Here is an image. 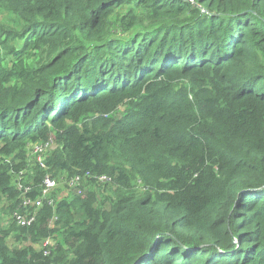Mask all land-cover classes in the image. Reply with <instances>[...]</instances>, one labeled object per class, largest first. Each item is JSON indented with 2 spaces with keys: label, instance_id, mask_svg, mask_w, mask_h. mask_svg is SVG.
I'll list each match as a JSON object with an SVG mask.
<instances>
[{
  "label": "trees",
  "instance_id": "obj_1",
  "mask_svg": "<svg viewBox=\"0 0 264 264\" xmlns=\"http://www.w3.org/2000/svg\"><path fill=\"white\" fill-rule=\"evenodd\" d=\"M46 175L0 264H264V0H0L1 213Z\"/></svg>",
  "mask_w": 264,
  "mask_h": 264
},
{
  "label": "built area",
  "instance_id": "obj_2",
  "mask_svg": "<svg viewBox=\"0 0 264 264\" xmlns=\"http://www.w3.org/2000/svg\"><path fill=\"white\" fill-rule=\"evenodd\" d=\"M57 149V144L54 143L53 140L47 141L42 144H36L35 145V152L33 155H35L38 158V164L41 168L47 169L46 160L48 156ZM87 179H91L96 181L99 184H107L110 183V178L106 175H96L92 176L90 174L86 175ZM81 183V177L77 176L72 178L69 183L67 184L69 189H76L80 187ZM58 182L54 178H52L50 175H46L43 182L41 183V194L36 198L33 199L31 197H28L31 187H25L18 183V191L20 192V202L22 204L21 209L14 212L12 219L14 222L17 223L18 226L27 228L33 225L37 220V211H28V209L33 206L35 208H41L45 201H47L48 205L53 206L54 205V199L51 197L52 192L56 191L58 188ZM20 204V205H21ZM25 212L23 213V210ZM50 240L44 241L45 246H50ZM48 247H46V250L48 251ZM46 251V253H47Z\"/></svg>",
  "mask_w": 264,
  "mask_h": 264
},
{
  "label": "rangeland",
  "instance_id": "obj_3",
  "mask_svg": "<svg viewBox=\"0 0 264 264\" xmlns=\"http://www.w3.org/2000/svg\"><path fill=\"white\" fill-rule=\"evenodd\" d=\"M122 11H123V8L122 9H119V13L122 12ZM31 145H29V151L30 152L28 153L27 161L29 160V162H30V164L32 166L35 161H38V158L35 155L32 154V152L33 153H36V152H35V146L34 145L31 146ZM8 160H9V162H12L11 159H8ZM11 174L14 176V183H15V181L19 179V174L16 175L14 171H12ZM58 187L59 188H62L63 187L62 186V183H59ZM16 188L18 190V183L16 184ZM10 205H11V203L7 199H3L2 201H0V218L2 219V221H1V223H2L1 225L2 226H6L8 224V222L10 223V221L12 222V217H13V214L14 213L12 214V216H7V215H4L3 213H1L2 210L9 209V206ZM51 226H53V224H51ZM55 239H58L59 241H61L60 234H58ZM55 239H50L51 243L55 242L54 241ZM9 242H11V240H9ZM42 246H43V249L46 248V247H50L49 245L48 246H45L44 242H43V245ZM42 246H40L39 248L41 249ZM51 251L52 250H48L47 251V255H50L51 254Z\"/></svg>",
  "mask_w": 264,
  "mask_h": 264
}]
</instances>
